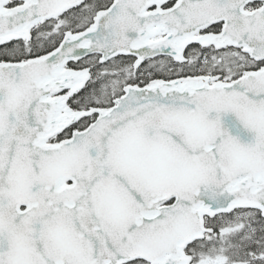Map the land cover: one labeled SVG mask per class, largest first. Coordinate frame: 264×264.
<instances>
[{
  "label": "snow or ice",
  "instance_id": "1",
  "mask_svg": "<svg viewBox=\"0 0 264 264\" xmlns=\"http://www.w3.org/2000/svg\"><path fill=\"white\" fill-rule=\"evenodd\" d=\"M0 264H264V0H0Z\"/></svg>",
  "mask_w": 264,
  "mask_h": 264
},
{
  "label": "water",
  "instance_id": "2",
  "mask_svg": "<svg viewBox=\"0 0 264 264\" xmlns=\"http://www.w3.org/2000/svg\"><path fill=\"white\" fill-rule=\"evenodd\" d=\"M224 121L226 126L233 132V134L237 131L238 120L234 114H229L224 117Z\"/></svg>",
  "mask_w": 264,
  "mask_h": 264
}]
</instances>
